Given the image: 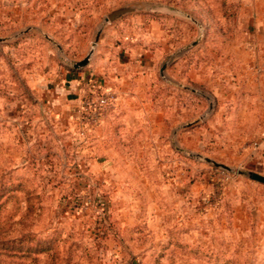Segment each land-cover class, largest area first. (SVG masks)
<instances>
[{
    "label": "rangeland",
    "instance_id": "1",
    "mask_svg": "<svg viewBox=\"0 0 264 264\" xmlns=\"http://www.w3.org/2000/svg\"><path fill=\"white\" fill-rule=\"evenodd\" d=\"M258 48L264 0H0V264H264Z\"/></svg>",
    "mask_w": 264,
    "mask_h": 264
},
{
    "label": "crops",
    "instance_id": "2",
    "mask_svg": "<svg viewBox=\"0 0 264 264\" xmlns=\"http://www.w3.org/2000/svg\"><path fill=\"white\" fill-rule=\"evenodd\" d=\"M253 55L257 56L259 58V59L257 58L259 60V62L253 64L252 70L254 72L255 71L260 72L261 65H262V62H260V60L262 61L261 58L264 55V50H262L261 48L254 49ZM236 65H239V64H236ZM127 67H129V66L124 65L123 67H121L123 72H122V74H120L119 79L116 78L115 84H113L114 85L113 87H114L116 93L118 94V95L116 94V97H115L116 103L113 106L116 109L124 111V114L132 115V112H131L132 109L130 108V106L132 103L131 99H134V97H133L134 95L132 94V91H131L129 86L134 87L137 85L138 80L135 77L138 76L137 74L140 71H142V73H145L146 76L150 73V71L148 68H144V67H140V66H134V68H132L133 67L132 66L130 68V70H128L129 68L127 69ZM231 67H233V68H231ZM250 75H245L244 71H240L237 68L234 69V66L232 65V66H230V68L228 70L223 71V75L221 78L223 80L222 82L224 83V87H225V85H227V86H229V88L238 90V88H236V87L241 85V83H240L241 81L249 80L248 79L249 77H250V79L255 78L254 74L250 73ZM127 78H130V79L126 80ZM235 90L232 93L230 92V94L228 95V97H230L228 99V101H230V104H232V105L236 103L235 102V96H234V94L236 92ZM122 91L124 93L123 95L121 93ZM224 99H226V98H224ZM117 100H118V102H117ZM132 111H134V110H132Z\"/></svg>",
    "mask_w": 264,
    "mask_h": 264
},
{
    "label": "water",
    "instance_id": "3",
    "mask_svg": "<svg viewBox=\"0 0 264 264\" xmlns=\"http://www.w3.org/2000/svg\"><path fill=\"white\" fill-rule=\"evenodd\" d=\"M133 11V9L129 8V7H124V8H121V9H118V10H115L113 12H111L106 18H105V22H112L114 21L115 19L125 15V14H128V13H131ZM88 57L85 58L83 61L75 64V67L76 68H79V67H82L84 65L87 64L88 62ZM206 162L208 163H212L213 165L215 166H220L226 170H229L227 167H224L222 165H219V164H216L208 159L205 160ZM248 178L254 182H257L259 184H262L264 185V176L263 175H260V174H257V173H254V172H250L248 173Z\"/></svg>",
    "mask_w": 264,
    "mask_h": 264
},
{
    "label": "built area",
    "instance_id": "4",
    "mask_svg": "<svg viewBox=\"0 0 264 264\" xmlns=\"http://www.w3.org/2000/svg\"><path fill=\"white\" fill-rule=\"evenodd\" d=\"M114 105V100H112L108 93H102L97 96L96 104H95V111L101 112L102 110H106L107 108L112 107Z\"/></svg>",
    "mask_w": 264,
    "mask_h": 264
}]
</instances>
